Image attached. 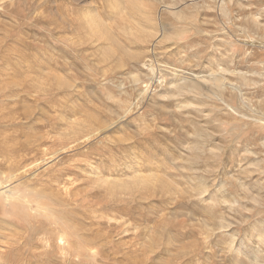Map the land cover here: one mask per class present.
<instances>
[{
  "label": "rangeland",
  "instance_id": "374dc122",
  "mask_svg": "<svg viewBox=\"0 0 264 264\" xmlns=\"http://www.w3.org/2000/svg\"><path fill=\"white\" fill-rule=\"evenodd\" d=\"M159 1L143 0L153 9L161 5ZM114 5L116 2L112 0H0V89L13 91L12 99L0 104V162L4 160L3 154L18 149L19 154L12 159L20 166L17 172L21 171L22 176L12 180L0 177L1 192L17 188L24 194L23 183L58 189L64 200L52 204L56 213L51 218L63 219L70 238L81 231V225L92 231V246L97 255L87 258L83 251H75L81 264H132V258L126 256L131 253V257L144 260L145 264L167 262L169 253L160 247L155 250L156 254H142L148 237L153 242L158 238L163 242L172 238L180 244L194 239L197 242L194 264H234L239 259L242 264H248L245 254L264 253V245L254 244L257 232L264 235V172L253 169L252 165L259 161L264 169L261 146L264 143V79L257 88L243 89V97L250 100V108L255 111L239 106L236 98L230 103L237 111L226 112L212 105L210 97L197 100L188 93L161 98L153 91L151 102L136 106L137 96L129 73L131 64L141 58L129 60L115 47L112 48L117 54L108 56L100 46L108 42L94 41L97 37L88 33L85 19L96 8L95 15L111 29L119 44L125 50L142 52L144 59H150L149 67L155 71L161 68L166 80L175 76V69L180 72L175 76L178 78L188 72L209 75L225 67L228 71L220 72L228 81L238 84L241 80L234 75L236 72L244 71L256 79L257 74L264 72V0H242V7L234 6L233 16L228 19L211 9H197L196 24L218 35L214 58L210 56L211 40L202 46H192L194 39L201 40L203 34L187 25L190 20L171 14H163L160 22L166 30L175 31L176 37L156 44L153 50L150 43L135 42L120 30L134 19L125 11L113 8ZM185 13L189 14L190 10ZM192 53L196 57H191ZM181 56H189L190 62L181 63L178 58ZM58 79L69 84L73 80V86L61 88ZM77 83V89L73 88ZM29 86L31 89H26ZM196 100L203 104L183 103ZM122 101L131 108L129 112H125ZM121 115L124 116L120 118ZM111 122L113 127L101 130ZM79 124L85 126L86 133H94L87 138L81 132L78 141L66 143L56 138L63 129L68 131ZM198 133L207 135L202 137ZM27 142L32 143L27 145ZM133 159L141 168L149 162L152 172L163 175L178 190L199 185L198 176L204 175L208 191L193 196L191 201L179 198L174 204L155 194L141 202L127 196L126 201L113 206L97 188L95 178L125 179L128 173L123 163ZM248 166L254 171L246 175ZM238 180L246 185L240 187ZM75 192L80 194L76 198ZM210 195L216 204L207 199ZM80 197L86 199L80 202ZM222 197L232 201L230 207L229 203L218 205ZM3 199L0 197V205L4 204ZM180 212L193 214L194 224L188 226L186 217L182 216L181 223L174 222ZM220 213L229 227L226 231L205 234L207 227L217 228ZM2 215L17 228L9 226L10 232L4 230L7 236L0 240V251L7 247L5 241L21 239L28 233L42 248L48 238H53L47 227L39 229V224L48 223L45 217L33 219L18 207L10 206L0 209ZM191 230L192 235L186 236ZM139 232H146L147 239L145 236L136 241ZM100 236L107 238L106 245L99 242ZM230 241L235 248L227 254L225 246ZM10 251L6 255L7 264H40L37 257ZM147 257L150 260L146 261Z\"/></svg>",
  "mask_w": 264,
  "mask_h": 264
},
{
  "label": "bare ground",
  "instance_id": "6f19581e",
  "mask_svg": "<svg viewBox=\"0 0 264 264\" xmlns=\"http://www.w3.org/2000/svg\"><path fill=\"white\" fill-rule=\"evenodd\" d=\"M52 1H54V0H52ZM113 1L116 2V6L114 5L113 8H116L120 12L125 11L126 13H128V16H130L134 19L133 21H129V24L121 26L120 30H122L123 33H125V34H128L135 42L150 43V45L152 46L151 48L153 50V47L156 44H159L163 41L171 40L174 38V36L176 37V35H178V34H175V31H174V33H172L171 31L166 30L165 24L160 22V19L163 16V14H171L173 16L183 18L186 21L190 20V23H188L187 25H190L189 27L192 26L193 31L195 30L196 33H202L203 34V37L201 40L194 39L192 46H194L195 44L197 46H200V45L202 46L206 42V40H208V39L211 40V47H210L211 50L210 51L212 52V54L210 53L211 55L210 54L209 55L212 56L213 58L215 57L213 54L214 50H218L219 44L216 42L217 41L216 38L218 35L213 34L214 33L213 31H210V30L203 28V27L196 24V20H197L196 11H197V9H199L201 7L211 9V10L216 11L218 14H220L224 18L228 19L231 16H233L232 12H233L234 6L242 7V0H160L159 2L161 3V5L155 9L148 6V4H145V2H143V0H112V2ZM154 3H156V2H154ZM182 5H183V7H181ZM56 8H55V10H56ZM85 9H87V8L85 7ZM95 10H96V8L93 11L91 10V12L88 14V16L85 19V24L88 26V33L91 35H95L97 37V39H94V41L102 39L103 41L105 40L104 42H106V41L108 42L107 45L106 44H100L101 48L106 51L105 53L108 56L116 55L117 53L115 54V51L112 48V47H115L117 51L123 52L122 55L125 54L123 56H127L129 60H137V59L141 58V60H139V61L137 60L131 64L132 71L130 73L128 72L130 74L129 76L133 82V90L136 92V96H137V100L134 103L136 106H138V103L140 104V103L151 102L152 101L151 91H153L154 93H156L161 98H168L171 96L176 97L177 95L182 96V95L188 94V93L194 95L197 98V100H200L203 97H210L211 100L213 101V104L211 103L212 105L218 106L219 108H222L223 111H226V112H229V109H232L235 112L237 111L236 106H232L230 103L233 100V98H236L239 101V106L242 105V107L249 108V109L255 111L254 109L250 108L251 107L250 100L248 98L243 97L244 93H245V91H243V89L257 88L259 86V84L262 83V80L264 79V72L257 74L256 75L257 79H256V77H250L244 71L243 72H236V73H234V75L236 74L235 76L237 77V79L241 80L237 84L236 82L233 83V82L228 81V78L222 72H220L221 70L223 72L228 71V69H226L225 67H223L220 71L215 72V73H211L209 71V73H211L209 75H204L202 73L201 74H195L193 72L191 74H189V72H188V74H186V75L181 74L178 78H176L175 76H177V74L180 72L178 71V69L177 70L175 69V71H173V72H175V76L170 77L166 80V78L163 77V73H161L162 72L161 68L159 69L156 66L158 70L155 71L152 67H149V66H151L150 65V59L149 58L144 59L146 56L145 55L143 56L142 52H139V51L131 52L129 50H125L121 46V44H119V41L117 40L116 36L111 31V29L106 28L105 25L102 23V21L97 18V16L94 13ZM188 10H190V13L186 14L185 12H187ZM51 13H52V11H51ZM64 20H66V19H64ZM203 20H205V19H203ZM252 21L255 22L256 20L254 19ZM66 22L68 23L67 20H66ZM223 24H224V22H223ZM158 27H159V29L157 30ZM189 27H187V28L189 29ZM68 28L70 29V26H68ZM152 37H153V39L150 40ZM222 38H221V40H224ZM224 38H225V36H224ZM128 41H130V40H128ZM224 41H226V40H224ZM107 46H109V48H107ZM190 56L196 57V54L192 53V55H190ZM178 58H181V60H182L181 63H187V62L189 63L190 62L189 56H181ZM116 59H117V61H119L120 57L118 56ZM167 66H169V65H167ZM211 71H212V68H211ZM254 73H255V71H254ZM52 80H53V78H52ZM50 82H51V80H50ZM58 83H59L61 88H67V87L73 86V80H72V84L71 83L69 84L65 80H59L58 79ZM78 84L79 83H77L75 85V87H73V88H76V86ZM17 86H18V84H17ZM153 87H155V88L153 89ZM28 88L31 89L30 86L27 87L26 89H28ZM75 92H76V90H75ZM12 94H13V91L3 92L0 89V104H4L8 101V99H12V97H10V95H12ZM73 99H74V97H73ZM197 100L195 102H183V103H188V105H190V104L196 105L197 104L198 106L203 104V102H200ZM187 101H189V100H187ZM190 101H192V99ZM216 101H219V103H216ZM122 102H125V101H122ZM220 104H221V106H219ZM122 105L125 107V112L130 111L131 108L126 107L127 106L126 102L123 103ZM120 108H122V107H120ZM259 114H261V113L259 112ZM123 116L124 115H121L120 118H122ZM137 116H139V115H137ZM62 120H63V117H62ZM143 120H144V118H143ZM147 122L148 121H146V124H147ZM4 124H6V123H4ZM1 125H3V124H1ZM111 127H113L112 122L108 123L107 125H104V127H102L101 130L106 131L107 129H109ZM150 128H152V127H150ZM84 130H85V126H80V124L74 125L68 131H64V129H63L62 132H59V134L56 136V138L58 137V140L61 143H66L69 140H71V142L78 141L81 138L79 135L81 132H83V133H81L82 137L87 136V138H89L91 136V134L94 133V132H87L86 133ZM5 131H7V130H5ZM198 135L204 137L207 134L198 133ZM16 140H17V138H16ZM31 143L32 142H27V145H29ZM261 146L264 148V143H261ZM7 147H9V146H7ZM132 148H131V150H132ZM153 149H154V147H153ZM18 151H19L18 149H13V150H10L9 152L5 153L6 155L3 154L4 160H3V162H0L2 164L0 166V177H3L4 179L8 178L9 180H12L15 178L20 179L22 177L21 171L17 172V170L20 169V166L18 164H15L13 162L14 160L12 159L14 157V155H17ZM1 155H2V153H1ZM262 156H264V152H263ZM145 158H146V156H145ZM256 160H257V158H256ZM15 161H16V159H15ZM261 161H262V159H261ZM124 164H125L126 171L128 173V177L125 179L114 180V179H107L106 177L105 178H98V177L95 178V182L97 183V186H98L97 188H99L100 191L102 190L105 193L106 198L108 199V201L111 202V204L113 206L116 204L118 205V203H120L122 201H126L125 198H127V196L133 197L134 201H136V202H141L144 200H149L150 194H155V196H158L159 199H161V197L164 196L163 199L169 201L170 204H174V203H177V199H179V198H186L189 201H191V198L193 196L202 195L203 193L208 191V188H207L208 186H207L206 182L203 180L205 178L204 175L198 176V181L200 182L199 185L194 184L189 189L178 190L174 186H172V184H170L168 181H166L163 178V175L162 176L156 175L155 171L152 172L151 168H150L151 164L149 165V162L143 163L144 164L143 168H141L140 165L138 166V163L134 159L129 161V162L125 161L123 163V165ZM252 165H253V169L259 170V172H264V169L260 165L259 161L252 163ZM250 166L245 168L244 173L246 175H248L249 173L254 171L253 169L252 170L250 169ZM6 171H7V173H5ZM144 172L146 174H144ZM244 184L245 183L238 180V185L240 187H242ZM23 185L25 188L24 189L25 192H23L24 194L17 191V188H15L14 190H12L10 192H5V193H3V191L1 192V190H0V197L4 198L3 199L4 204L0 205L1 206L0 209H3L5 206H10V207H14V208L18 207L20 212H22L27 217H30L33 219L45 217V219L48 220V223H46V225H44V224L40 225L39 224V226H40L39 229L47 227V230L53 234V236H52L53 238H48L46 240L45 248H42V246L38 245V243L35 240H33V238L31 240V238H30L31 235L29 233L26 236L21 237V239L16 237L11 242L5 241L8 244H7V247L5 248L4 251H0V264H7L6 263V261H7L6 255L8 253L9 254L11 253L10 250H14L18 254L20 251L21 254H26L27 256L37 257L40 264H81V262L79 261L80 260L79 257L74 255L75 251H77V252L83 251L87 258L88 257H94L95 255H97V252L95 251V249L92 246L93 238L91 237L92 231H90V227H86V225H81L79 227V229L81 231L78 233H73L75 237L70 238V235L68 232L69 231L68 225H66L63 222V219L61 217H58L55 219L51 218L56 213V211L52 207V204L55 203L56 201L61 202V200H64L63 195L59 192L58 189L46 188V187L37 188L34 185L29 184V183H27V184L23 183ZM78 195H80L78 192H75L73 194V196L75 198H76V196L78 197ZM85 199L86 198H83V197L79 198L80 202H83ZM207 199H210L211 203H213V204L216 201V200H214V202H213L211 195ZM149 202L154 203V201H149ZM227 203H229V207H230L232 201H229L223 197L220 201H218V205L227 204ZM109 206H111V205H109ZM151 207H153V206H151ZM138 208H140V207H138ZM148 210L151 211L150 208ZM11 215H12V213H11ZM181 216L186 217V220L188 222V226L193 225L194 221H196V218H194L193 214H191L190 212H187V213H183V212L181 213L180 212V213H178L177 219L174 222H176L177 224L181 223L182 222V220L180 219ZM146 222H149V221H146ZM216 224H217V228L207 227L205 229L206 230L205 234L208 232H210L211 235L215 234V230L226 231L224 229H226L228 224L225 223V217L223 216L222 213L219 214V219H217ZM9 226L13 227L14 229L17 228L15 225H13L12 223H10L6 219H4L3 215L0 216V240H2L3 238H6V236H7V234L4 233V230H8L9 232L11 231V229L10 230L8 229ZM142 226H145V225H142ZM147 227H149V226H147ZM39 229H37L36 233H38ZM139 229L140 228L138 227V230ZM156 229H158V228H156ZM145 230H147V229H145ZM134 231H135V229H134ZM147 231H149V230H147ZM137 232L138 231H136V233ZM191 232H192V230L188 231L186 236L190 237L192 235ZM13 234H14V232H13ZM158 234L160 235V237L162 236L160 233H158ZM10 235H12V234H10ZM145 236L147 239L148 235H146V232H144V233L142 232L141 234L139 232L137 237H136V239H137L136 241H138L140 237L142 239V237H145ZM254 237H255L254 244L255 243H261L262 245H264V235L260 234V232L259 233L257 232L256 236H254ZM99 238H100L99 242L102 245L107 244V238L105 236H100ZM206 238H208V237L206 236ZM142 241H144V239ZM176 241H174L172 238L171 239L168 238L165 242H163L162 239L158 238L157 240H155L153 242L150 239V237H148L147 245H146L145 249H143L142 254L144 256H147L148 254L149 255L156 254L155 250L160 247L161 249H163V251L165 253H169V257H170L168 259V261L165 263H163V261H161V262L159 261L160 264H194L195 262L193 263V255L197 251V248H196L197 242L194 241V239L191 240L187 244H180V243H178V241L177 242ZM234 248H235V244H233L232 241H230L229 243L226 244L225 251L227 252V254H230L234 250ZM32 249L39 250V251L33 252ZM58 255L60 257H57ZM245 255H246V259H247L246 262L248 264H264V253H262V252L253 251L252 253L245 254ZM126 256H128V258H132V264H145L144 260H139L137 257L136 258L131 257L132 253L130 255L127 254ZM21 258H25V257H21ZM72 258H74V260ZM10 259H11V257H10ZM148 260H150L149 257H147L146 261H148ZM23 261H27V260L23 259ZM233 262H234V264H242L243 263L241 259L235 260ZM235 262H237V263H235Z\"/></svg>",
  "mask_w": 264,
  "mask_h": 264
}]
</instances>
